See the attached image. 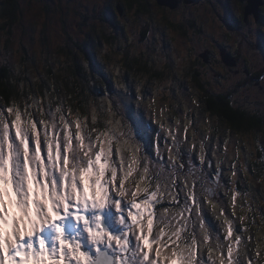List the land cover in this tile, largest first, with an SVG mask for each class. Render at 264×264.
I'll return each instance as SVG.
<instances>
[{"label":"snow or ice","instance_id":"snow-or-ice-1","mask_svg":"<svg viewBox=\"0 0 264 264\" xmlns=\"http://www.w3.org/2000/svg\"><path fill=\"white\" fill-rule=\"evenodd\" d=\"M237 39L243 46L244 38ZM247 39H252L251 29ZM260 59L264 66V55ZM70 116V111L59 106L53 110L51 101L45 104L35 96L25 98L22 107L16 102L0 105V264H262L258 245L248 251V228L237 230L226 217L221 236L206 224V206L216 207L224 169L222 161L213 162L219 153L212 138L197 132V118L170 126L168 144L150 124L133 121L134 131L127 134L94 136L95 128L86 131L81 120ZM128 140L137 141V150L145 149L141 181L152 166L147 183L154 186L144 188L139 200V186L133 190L124 185L134 161L118 178L126 158L113 159L121 141ZM185 143L189 147L182 154ZM260 143L264 153V141ZM227 144L223 142L225 151ZM161 147L167 148L166 157ZM233 160L229 183L234 185L238 173L251 168H238V158ZM231 191L235 208L240 193L235 187ZM164 196L179 206L178 215L154 211Z\"/></svg>","mask_w":264,"mask_h":264},{"label":"rangeland","instance_id":"rangeland-1","mask_svg":"<svg viewBox=\"0 0 264 264\" xmlns=\"http://www.w3.org/2000/svg\"><path fill=\"white\" fill-rule=\"evenodd\" d=\"M120 1L124 3L125 8L121 18L116 11V5ZM155 1L130 0L128 3L127 0H19L16 21L10 24L13 19L3 12L6 2L0 0V66L10 67L13 72L11 79L15 83L22 80L19 91L24 90L25 82H28V91L35 93L34 96L38 94L46 101L51 98L49 89H54L53 81H58L59 88H63L60 90L62 93L67 91L69 94L78 80L79 85L84 86L86 96H91L89 106L91 123L96 129L94 136L105 133L111 137L113 131L127 134L129 129L134 131L133 121H136L150 124L160 133L161 140L167 139L169 144L171 138L167 130L170 126L191 121V117L199 113L198 103L194 100L200 102V97L189 90L187 85L194 68L191 60H196L197 54L202 52L205 46L213 44V35L214 39L220 40L221 32L214 24L213 5L206 1L199 7L181 9L178 12L164 10ZM151 6L153 13L147 14L146 10ZM194 20L201 26L202 31L198 32L190 26ZM180 25H183L185 30H181ZM5 36L8 37L7 41ZM87 55L96 59L97 67L88 63ZM136 59L140 61L135 62ZM98 68L103 70V74ZM207 72L209 87L211 86L213 91V70L207 69ZM84 75L88 76L84 77L85 80ZM23 80L26 81L23 83ZM42 84L45 97L41 93ZM91 86H97L95 92L90 91ZM216 88L223 90L225 84H219ZM179 89L184 95L178 94ZM31 95L32 93L29 98ZM94 96L99 97L98 100ZM238 96L244 99L246 90H241ZM70 104L73 103H66L65 106V102L61 101L59 107L71 112L70 119L82 121L79 110L74 111L72 105L68 109ZM242 109L247 110V107L243 106ZM175 111L180 112V116L176 115ZM129 116L132 119H129ZM100 123L103 127L99 126ZM198 124L202 129L211 130L203 114L199 115ZM83 126L87 131L86 123H83ZM200 127L197 129L198 133H201ZM245 134H239L238 138L241 140L240 146H243L245 141L249 143L248 158L251 171L245 176L238 173L234 185L232 184L240 193L237 195L235 208L231 201L232 187L223 192L226 194L225 209H221L217 204L215 209L206 206V224L211 226L210 231L215 230L221 233V236V225L226 217L234 221L237 230L248 228L249 232L245 233V236L252 237L248 243V251L251 253L258 245L264 255V158L263 165L262 160L260 167L254 165V162L257 163L258 147L253 139L256 136L258 138V134H251V138L245 137ZM205 135L212 138V146L215 148L213 134L207 132ZM232 136L236 139V135H228V152H224L222 144L219 143V146H216L219 155L213 157L214 163L222 161L221 166L227 172V179L231 176L230 166L234 163L233 158L238 157L230 153V148H235L234 141L230 142ZM188 137H192L191 128ZM124 139H127V135ZM112 147L114 150L117 148L115 140ZM188 147L187 143L183 144L181 153H186ZM119 148V156L114 155L113 159H126L125 169L118 171V178L126 172L127 163L134 161L133 182L128 187L135 190L139 186L143 190L146 188L148 177L143 181L140 179L146 163L142 158L145 149L137 150L135 140H128L126 144L121 141ZM198 148L197 138V147L192 152L193 161L199 155ZM159 151L165 157L168 155L166 147H161ZM237 151L241 153L237 167L242 169L248 150L242 148ZM149 168L151 170L152 166L149 165ZM237 180L241 182V189L237 187ZM124 185L127 186L126 179ZM168 200L171 202L170 198ZM171 207L164 212L165 207L158 210L156 205L154 211L166 217L178 215L179 206ZM247 208H251L253 213L257 212L253 227L244 225L248 222ZM221 210L223 215L220 214ZM241 217L244 218L242 223ZM156 232L157 220L154 219L153 235ZM165 233L164 241L167 240L169 228H165ZM153 247L157 245L154 244ZM203 253L206 258V248Z\"/></svg>","mask_w":264,"mask_h":264},{"label":"flooded vegetation","instance_id":"flooded-vegetation-1","mask_svg":"<svg viewBox=\"0 0 264 264\" xmlns=\"http://www.w3.org/2000/svg\"><path fill=\"white\" fill-rule=\"evenodd\" d=\"M205 1L213 5V13L215 15L214 24L221 32V39H214L213 35V44L205 46L206 48L197 54L196 60H191L192 67L194 68H192L191 80L188 79L187 81L188 89L199 95L202 104L207 102L208 105L211 106L210 100H213V116L208 114L203 115L204 119L209 122L211 130L208 129V132L213 134L215 148L217 143H221L222 147L224 141L229 143L227 138L228 135H236V139L233 136L230 139V142L233 140L235 144V148H230V153L236 154L239 159L241 153L237 151V149L243 148L248 150V152H246L247 157L244 158L245 162L242 161L244 162L242 167H249L251 163L248 158L250 146L246 141L243 143V146H240L241 140L238 136L239 134L243 135L246 133L245 137L251 138V134H258V138L256 136L253 139V142L258 147L256 154L257 163L254 162V165L260 167L261 160L263 165L264 158V153L260 150V142L264 141V115H262V112H264V81L261 80V77L264 76V66H262L260 59L261 56L264 55V0H260V5H258L259 8L253 12H249L250 0H199L197 3L191 5L186 4L184 0H180L178 8L175 10L160 6L157 1L155 2L164 10L178 12L181 9L199 7ZM119 7L123 15L120 14L118 10ZM116 11L120 18L124 16L125 8L122 1L116 5ZM146 12L147 14L153 13L152 6L150 9L148 8ZM219 20H221L220 27ZM194 22L197 21L194 20ZM180 29L185 30L183 25H180ZM196 29L198 32L202 31L201 26H198ZM249 29H251L252 34L251 40L247 39ZM238 35L244 38L243 46L237 39ZM220 67L222 71H220ZM207 69L213 70V91L211 90V86L209 87V72H207ZM177 77H179V75H177ZM194 79H197L206 91H208L209 95L207 97L206 92L198 86V83L194 81ZM219 84H225V88L223 90L216 88ZM241 90H246L244 99L238 96ZM194 101L198 104L200 103L197 100ZM217 101L225 103V106H221V111L219 110V106L217 107ZM243 106H246L247 110L242 109ZM217 110H219V112ZM231 111H235L237 114L236 118L232 120L227 118ZM197 129H199V127ZM227 150L228 149L225 151L224 149V152H228ZM184 158L187 159V157ZM194 161H196L195 158ZM208 171L210 172L212 169H208ZM133 173L134 171L126 178V189H132V187L128 186L133 182ZM239 173L245 176L242 170ZM226 175L227 172L224 171L221 181L224 186L219 189L218 202L216 203L221 209H225L224 206L226 203L224 202L226 194L223 192L226 190L229 191L233 187L232 184L229 183V181L233 180L232 177L230 176L227 179ZM150 176L151 170L147 179ZM241 177L242 176H240V179ZM236 184L238 189H241V182L237 180ZM151 187H149V189H151ZM142 192L143 190H141V194L137 199H142ZM164 198H166L165 202L160 203L161 205L164 204L163 207L178 206L170 202L168 196H164L163 199ZM250 209L251 208H247L248 222L244 225L253 227V224L250 223L249 220L251 217L254 218L257 212L253 213Z\"/></svg>","mask_w":264,"mask_h":264},{"label":"trees","instance_id":"trees-1","mask_svg":"<svg viewBox=\"0 0 264 264\" xmlns=\"http://www.w3.org/2000/svg\"><path fill=\"white\" fill-rule=\"evenodd\" d=\"M135 1L136 2H141L140 0H135ZM5 2L6 3L4 4L3 12H5L9 16H11V18L13 19L12 22H10V24H11V23L16 21L15 18L17 17V13L19 11V6H20L19 5V0H5ZM127 2L130 3V0H127ZM190 26L192 28H198V25H197L196 22L190 23ZM85 53L87 54V51H85ZM86 58L88 60V63L91 64L92 67L93 66L94 67L98 66L97 65L98 63H97L95 58H93V57L90 58L89 55H87ZM139 61H140V59H136L135 62H139ZM76 65L78 66L77 63H76ZM98 69L103 74V70L100 69V68H98ZM129 69L132 70L131 67H129ZM11 77H13V72L11 71L10 67L7 66V65L0 66V105L9 106L13 102H16L19 106L22 107L23 103H24V99L25 98H29V95L31 93H32L31 96H34L35 93L28 91V87H29V83L28 82H25L24 90L19 91V86L22 83V80H19L17 82L19 84H17V83H15V81H13L11 79ZM84 77H88V76L87 75L83 76V79L85 80ZM26 80H23V83ZM194 81H196L198 83V86L203 91L206 92V97H207L209 95L208 91H206V89L198 82L197 79H194ZM67 82L68 81H66V84H67ZM53 85H54V89H51V88L49 89L51 98L48 101H46L44 98H42L43 102L45 104H47L49 101H51L53 110L55 109V107L60 106V102L61 101L65 102V106H66V103L72 102L73 104H70L68 109H70L73 106L74 107L73 108L74 111H76V110L78 111L79 110L81 112L80 118L82 119L83 123H86L88 130H91V129L95 128L94 125H92V123H91V112H90V106H89V102H90L91 96H90V94H88V96H86V94L84 92V86L82 84L79 85V81L77 80L76 86L75 87L73 86V89L71 90V93L68 94L67 91H65L64 93L61 92L63 88H61V87L59 88L58 81H56V80L53 81ZM41 87H42V89H41L42 96L45 97V93L43 92V84L41 85ZM67 88H68V90H70L69 85L67 86ZM96 88H97V86L96 87H92L91 86L90 91L95 92ZM103 90L104 89H102V93H103ZM183 93L184 92H182L181 89L178 90V94L184 95ZM178 94H177V96H178ZM35 97L40 98V96L38 94H36ZM100 97H101V95H100ZM94 98H96V96H94ZM98 98L99 97H97L96 99L98 100ZM192 98L193 97H191V100H192ZM59 99H60V101H59ZM210 104H211V106H209L207 102H205V104H202V102H200L198 104L199 113L197 115H193L191 117V119H190V120H192L194 117L197 118V120H196V128L200 127V125L198 124V117H199L200 114H208L210 116H213V100H210ZM216 104H217V107L219 106V110L220 111H221V106H225V103H220L219 101H217ZM63 107H64V104H63ZM219 110H217V111L219 112ZM175 113H176V115L180 116L179 115L180 112L177 113L175 111ZM192 113H194V111ZM236 115L237 114H236L235 111H231L228 114L227 118L232 120L233 118H236ZM186 119H189V118H186ZM184 121H186V120H184ZM99 126L103 127V124L100 123ZM207 132H208L207 129H202L201 128V133L202 134H207ZM146 186L149 188V187L154 186V185H149L147 183ZM165 199L166 198H164V202H165ZM163 205L164 204H162V205L158 204L157 205L158 206V210L163 209L164 208ZM251 218H253V217H251ZM250 220H249V222H250Z\"/></svg>","mask_w":264,"mask_h":264},{"label":"water","instance_id":"water-1","mask_svg":"<svg viewBox=\"0 0 264 264\" xmlns=\"http://www.w3.org/2000/svg\"><path fill=\"white\" fill-rule=\"evenodd\" d=\"M156 1L160 6L168 7L172 10H175L176 8H178L180 0H156ZM184 1L186 4L191 5L197 3L199 0H184ZM258 5H260V0H250L249 12H253L254 10L256 11L259 8ZM118 10L120 14L123 15V12L120 7L118 8Z\"/></svg>","mask_w":264,"mask_h":264}]
</instances>
